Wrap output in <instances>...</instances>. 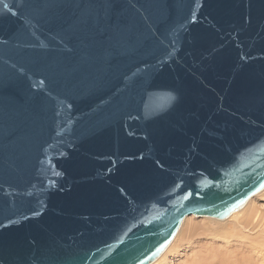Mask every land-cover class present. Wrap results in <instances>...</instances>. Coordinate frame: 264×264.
<instances>
[{
    "label": "water",
    "instance_id": "95a60500",
    "mask_svg": "<svg viewBox=\"0 0 264 264\" xmlns=\"http://www.w3.org/2000/svg\"><path fill=\"white\" fill-rule=\"evenodd\" d=\"M263 189L264 0H0V264H151Z\"/></svg>",
    "mask_w": 264,
    "mask_h": 264
},
{
    "label": "rangeland",
    "instance_id": "374dc122",
    "mask_svg": "<svg viewBox=\"0 0 264 264\" xmlns=\"http://www.w3.org/2000/svg\"><path fill=\"white\" fill-rule=\"evenodd\" d=\"M250 201L251 203L248 204L249 201L246 203V205L248 204V209L246 208L245 211H242L238 215V217L241 218L246 211V214L253 212L251 214L255 215L252 228L251 224L249 226L250 230L246 232L247 238L245 235H239L237 232L238 227L236 228L235 219L233 218L229 219V217H227L226 219L218 220V223L203 218L205 216L189 215L185 217L187 218L186 220L185 218L183 219L179 230L169 244L170 246L178 236L174 242L175 244L170 249L171 251L169 250L166 253L163 259L159 261V264H186L190 258L194 257L193 255H195V253L209 248L215 251H213L215 255L218 249V254L222 251L223 254H234L237 258L240 256L238 259L241 258L242 260H240L243 264H264V189L251 197ZM191 226L195 228L197 235H193V239H190L189 243ZM257 230L259 232H257ZM207 233L208 235L205 236ZM260 243L262 244L260 245ZM229 258L231 259V257Z\"/></svg>",
    "mask_w": 264,
    "mask_h": 264
},
{
    "label": "bare ground",
    "instance_id": "6f19581e",
    "mask_svg": "<svg viewBox=\"0 0 264 264\" xmlns=\"http://www.w3.org/2000/svg\"><path fill=\"white\" fill-rule=\"evenodd\" d=\"M263 191V190H262ZM258 194V193H257ZM251 199V198H250ZM250 199H249V202H248V204L249 203H251V201H250ZM248 204L244 207V208H241L240 210H238V211H236V212H233L230 216H229V219H235V225H236V228H237V232L239 233V235H245L246 236V238H247V234H246V232H248V230H250L249 229V226L251 225V228H252V226H253V221H254V218H255V215L253 214H251V213H253V212H251V213H247L246 214V212H244V214L241 216V218H239L238 217V215H239V213H241L242 211H245V209L248 207ZM248 209V208H247ZM203 218H205V219H209L210 221H214V222H218L219 223V221L218 220H222V219H217L216 220V218H212V217H207V216H205V217H203ZM187 218H185V220H186ZM228 220V219H227ZM258 222H259V220H258ZM261 222H262V220H261ZM217 225V224H216ZM263 227V226H262ZM258 228V227H257ZM239 230V231H238ZM262 230V229H261ZM210 231V230H209ZM208 231V232H209ZM263 231V230H262ZM257 232H259L258 230H257ZM201 234L203 233V232H200ZM204 233H205V231H204ZM203 233V234H204ZM216 233V232H215ZM196 234V230H195V228L193 227V226H191V229H190V232H189V243H190V239H193V235H195ZM197 235V234H196ZM208 235V233L207 234H205V236H207ZM264 236V235H263ZM178 237V236H177ZM177 237H176V239H177ZM192 237V238H191ZM196 237V236H195ZM229 237V236H228ZM200 238V237H199ZM198 238V239H199ZM241 238V237H240ZM243 238H245V237H243ZM245 238V239H246ZM175 239V240H176ZM250 239V238H249ZM263 239V238H262ZM175 240H174V242H175ZM227 241H228V239H227ZM262 241V240H261ZM172 243L170 246L168 245V249L166 250H164V252L155 260V261H153L151 264H159V261H161L162 259H163V257L166 255V253L171 249V247L175 244V243ZM192 242H193V240H192ZM242 242H244V241H242ZM249 242V241H248ZM255 242V241H254ZM223 244V243H222ZM262 243H260V245H261ZM216 250V249H215ZM220 250V249H219ZM171 251V250H170ZM214 250L213 249H204L203 251L201 250L199 253H195V255H193L194 257H192V258H190L189 259V261L186 263V264H243V262H241V260L240 259H238L237 258V256L236 255H234V254H229V253H226V254H223L222 253V251L218 254V249L216 250L217 251V253H216V255H215V251L213 252ZM231 251V250H230ZM240 251V250H239ZM234 253V252H233ZM229 257H231V259L229 258ZM247 262V261H246ZM248 263V262H247ZM246 264V263H245Z\"/></svg>",
    "mask_w": 264,
    "mask_h": 264
}]
</instances>
